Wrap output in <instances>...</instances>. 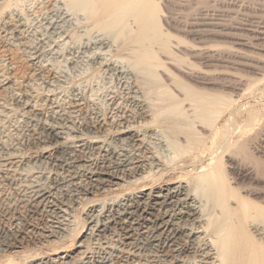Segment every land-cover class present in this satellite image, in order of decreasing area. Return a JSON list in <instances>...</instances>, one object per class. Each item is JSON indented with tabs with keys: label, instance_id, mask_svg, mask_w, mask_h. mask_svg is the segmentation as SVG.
I'll return each mask as SVG.
<instances>
[{
	"label": "rangeland",
	"instance_id": "1",
	"mask_svg": "<svg viewBox=\"0 0 264 264\" xmlns=\"http://www.w3.org/2000/svg\"><path fill=\"white\" fill-rule=\"evenodd\" d=\"M1 1L0 6L4 2ZM149 1L153 3L152 0H143L142 4L147 3L146 5H149ZM154 1L153 4L157 7L158 16L156 15V17L159 18L158 28L165 38L171 40L168 39V46L170 47L167 51L161 45L154 46L155 53L158 51L156 58L164 63V69L159 70L160 72L157 71V80H160V84L162 83L161 85L174 95H178V93L179 95L182 93V96L185 95L176 85L183 82L191 88L204 91L208 97L215 95L216 98L217 96L220 98L218 110L211 113V116L207 118L212 122L206 119V121L195 119L194 132L198 139V149L207 148L208 152L206 157L198 158L200 160L197 165L198 170L187 175V178L192 176L194 178L198 174L201 175V172L204 174L206 171H212L211 168L218 169L220 167L224 169L227 181L218 179L219 183L215 182L214 189L215 187L217 189L222 188L220 186L227 183L230 188L232 186L237 188L234 196L243 195L247 201H251L250 203L264 207V0ZM23 4L21 3V6ZM27 5L25 2V7L22 9L20 7L23 14L20 15L21 20L25 25L19 26L13 18L8 17L2 18L3 22L2 19L0 22L3 25L2 28L0 25V75L16 82L11 90H6L3 84H0V141L2 144H6L7 151L21 157L22 170L30 171L33 173L31 175L47 176V174H53V171L54 173L57 171V166L53 165L51 161V151L49 150V153L45 155V157L49 156L46 159L40 153L42 149L39 147L38 136L33 132V124L30 120L32 117L36 118L22 103L20 104L13 98L14 94H19L23 96L24 100H27L24 91L29 86L38 94L37 102L43 111L42 118L51 120L50 116L54 115L52 112H59L64 107L72 112L75 118L76 131L73 130L74 128L72 131L66 130L65 136L69 137L68 139H73L77 132L85 134L89 138L92 136L99 137L116 148L125 143L134 144L113 140L117 125L112 120L117 113V110H114L117 106L113 101L119 103L123 110L131 111L132 116H136L135 111L137 109L129 103L128 97L131 94V96H135L139 92L136 96L143 99L146 93L143 89L144 80L131 66L133 61L128 57H123L125 62L122 59L123 55L120 56L121 53L118 51L120 46H116V43L106 34L105 36L112 40L109 41L112 45L100 49L97 43L102 38V34H98V31L90 27L87 22L86 24L80 17L71 16L63 3L57 0H31V2L27 1ZM130 19L133 20L134 18ZM80 20L81 23H79ZM135 27L137 28V25L133 26L134 29H132L135 30ZM5 34H9L12 47H7L4 40ZM117 45L119 44L117 43ZM158 47L159 49H157ZM205 48L207 51L209 50V53H201V50ZM100 54L104 55L101 56ZM127 58L130 63L127 62ZM108 63L115 68L107 67L106 64ZM187 68L194 75H183L182 70H187ZM141 87H143V91L140 89ZM226 102L228 106L224 109L223 103ZM146 103H143V112H145V118L148 116L149 121L152 120V114L149 110L151 109L150 103ZM186 109L187 105L185 104L184 110ZM138 120L143 122L141 118H137L135 122H139ZM100 123L103 125L102 130L98 129ZM68 125L74 126L73 124ZM90 128L93 133L89 131ZM147 129L142 131L145 136L150 137L147 138L144 147L141 146L142 143H137L135 147L127 146L125 148L135 154L139 153L140 156H145L144 158H150L152 153L154 155L157 153L156 156L159 155V160L160 157L163 160V163L159 162L162 166L167 167V170L176 169L174 175H162L159 170L163 167L160 166L155 169L156 162L153 165V171L151 166L145 167L151 173H147L151 176L145 180L138 182L130 180L129 183L122 186H106L102 189L93 187L89 189L90 193L80 190V192H74L63 197L62 202L66 205L65 209L67 208L69 219L73 222L70 227L64 228L65 232L58 231L56 237L50 240L53 242L49 244L43 241L39 242L43 231L49 230L50 225H52L45 217L35 216L33 222L35 221L34 225L38 229L33 231V235H23V239L17 237L16 232L20 229L24 230L26 222H21L18 227H15L9 221V217L14 212L24 211L22 208L24 199L22 184H26L24 180L28 179L31 182L32 178L26 179L24 177V180H19V177L16 179L0 174V200L2 199L0 201V264H32L56 257H67L66 262L68 264H80L81 243L84 242L83 245L85 246L92 245L90 239L85 237L90 225L86 222L88 211L93 207L103 211L105 205L110 207L115 202L135 199L142 193H148L151 188L155 191L166 189L173 186L180 175H186L187 171L193 169L190 164L187 165L189 168L180 169V167L184 168L182 166L184 162L189 163L194 154L200 153V150H194L195 153L193 150H191L192 153L187 151L188 146L184 140L186 139L185 131H180L174 135L168 129L164 131L155 128ZM216 132L217 136H215ZM166 135L169 137L166 138ZM171 140L181 144V148L175 151L169 146L172 143ZM221 144H225V147L220 150ZM137 149L142 152L136 151ZM210 163L212 165L208 166ZM259 165L261 167H258ZM247 168L252 170V176L246 175ZM242 169L244 171L243 176L247 177H243V180L239 182L240 186L233 185L229 178L236 177L239 172H242ZM28 171L25 174H30ZM45 185L48 188L53 187L48 182ZM242 186L243 193L242 190L238 189ZM224 191L221 193H224V196L230 194L228 190ZM247 191L253 193V196H247L245 194ZM135 200L137 201V199ZM230 206L232 207V204ZM250 220L256 221L253 218ZM262 226L264 229V225ZM7 230H11L8 235H6ZM16 245L22 246L20 250L14 249Z\"/></svg>",
	"mask_w": 264,
	"mask_h": 264
},
{
	"label": "bare ground",
	"instance_id": "2",
	"mask_svg": "<svg viewBox=\"0 0 264 264\" xmlns=\"http://www.w3.org/2000/svg\"><path fill=\"white\" fill-rule=\"evenodd\" d=\"M2 1L4 2L0 6V22L2 18L8 17L13 18L19 26H22L24 23L20 16L23 15L21 9L25 7V2L27 5V1L31 2V0ZM57 1L66 6L65 8L71 13V16L80 17L81 20H84L90 27L98 31V34H102V38L98 37L101 38L100 40L98 39L99 42L97 43L98 40L96 41L100 49L101 47L104 48L112 45L109 42L111 39L116 43V46H120L118 48L119 50L117 47L116 49L120 51V56L123 55L122 59L123 57H128L133 61V65L131 66L134 67L135 72L137 70L138 75L144 80L142 82L145 86L140 89L143 88L146 93L144 94L142 92L144 94L143 99L136 96L139 92H136V95L134 93L135 96L127 93L130 96L128 97L129 103L137 109L135 111L136 116H132L130 114L132 113L131 111L123 110L119 103L113 101L117 106L114 108V110H117L116 116L112 119L117 125V131L113 140L120 143L124 141L134 143L129 145L126 143L121 144L119 148L107 144L106 141L99 137L92 136L89 138L85 134L77 132V135L72 136L73 139H68L69 137L65 136V131H72V128L76 131L74 124L75 118L72 112L67 107H64L59 112H52L54 115L50 116L51 120L42 118L43 111L37 102L38 94L30 86L27 89L25 88L26 90L24 91L27 100H24L23 96L19 94L13 95L14 100L20 104L22 103L36 118L34 119L32 117L30 120L33 124V132L38 136L37 141L40 144L39 147L42 149L40 152L42 157L44 159L49 158V156L45 157V155L50 150V157L52 156L51 161L53 165L57 166V171L55 169V173L53 171V174H47V176L31 175L33 173L28 170L30 174H25L27 171L22 170V158L16 154L9 153L6 149V144H2L0 141V174L8 175V177L11 176L16 179L19 177V180H24V177L26 179L32 178L31 182L28 179L26 181L24 180L26 184H22L24 198L22 208H24V211L14 212L9 217L11 225L15 227H18L21 222H26L24 230L17 229L18 231H15L16 236L23 239V235H33V231L38 229L34 225L35 221L33 222V218L41 215L52 225H50L51 230L43 231V234L40 235L39 242L43 241L49 244L53 242L50 240L56 237V234L59 233L58 231L65 232L64 228L70 227L73 222L69 219L67 208L65 209L66 205L62 202L63 197H67L74 192H80V190L89 192V189L93 187L102 189L106 186H122L129 183L130 180L138 182L149 178L151 175L147 173H151L146 170L147 166H151L153 171V165L157 162L154 166L155 169H158L157 167L162 166L160 163H163L161 157L160 161L158 158L159 155L156 156L157 153H155L156 155L152 153V157L144 158L145 156H140L139 153L135 154L125 147H135L137 143H142L141 146L144 147L147 138L150 137L143 134V129L155 128L158 130L163 129V131L168 129L174 135H177L180 131H185L186 139L184 140L188 146L187 151L189 150L192 153L191 150H193L195 153L194 150H200V153L194 154L193 156L190 153L192 157L191 159L189 158V163L184 162L182 164L184 168L180 167L183 170L189 168L187 165L190 164V167H193V169L191 171L186 170V175H180L173 186L160 191H155L151 188L148 193H142L135 198L137 201L134 198L125 199L123 202L113 203L110 207L103 206V211H99L95 207L88 211L86 214V222L90 225L88 226L85 237L86 239H90L92 245L85 246L83 245L84 242L81 243L80 264H264V229L262 226L264 225V207L256 203H250L251 201H247L243 195L234 196L235 189L237 188L235 186L233 188L232 185L231 188L228 186L226 183V173L220 167L218 169L211 168L212 171H206L204 174L201 172V175H196L195 173L197 177L193 178L192 176L191 178H187V175H191L192 172L194 173V171L198 170L197 165L200 162L198 158L206 157V153L208 152L207 148L201 149L199 147L200 149H198V139L194 132L195 119H206L210 121L207 118L211 116V113L218 110L217 107L220 98L218 96L216 98L215 95L208 97L204 91L201 92L198 89L196 90L185 85L183 82H179L176 85L185 93L184 96L181 95L182 93L180 95L178 93L179 96H182L181 99L178 95L171 94V91H168L161 85L162 83L160 84L161 81L157 80V71L164 69V63H161L159 58H156L158 51H156V54L154 46L161 45L165 51L170 46H168L169 38H165L158 28L159 18L157 19L156 17L157 7L153 4L155 1L152 0L153 3L149 1V5H146L148 1L143 5V0ZM21 3H24L23 6H21ZM65 8L64 10H66ZM130 18L134 19L132 20ZM81 20L79 23H81ZM134 24L137 25L135 30H133ZM105 34L111 37V39L106 37ZM4 38L7 47H12V40L9 34H5ZM201 53H209V50L207 51L206 48L202 49ZM127 62L130 63L129 60ZM106 66L109 68L112 67V69L115 68L109 63ZM189 70L188 68L187 70H182L183 75H194ZM162 72L164 73L165 71ZM0 84H3L6 90H11L16 85V82L0 75ZM146 102L150 103L149 106L151 109L149 110H151L152 114V120L149 121L147 119L148 116L145 118V112H143V103L145 104ZM185 104L187 105L186 110H184ZM220 104L222 105V103ZM223 106H225L224 109L227 108L228 103H223ZM119 114L120 116H118ZM216 117L218 118V116ZM135 118H141L143 122L140 120H138L139 122H135ZM68 124H73L74 126L71 125L73 127H70ZM102 127L103 125L101 123L98 124V129L102 130ZM89 131H91V128ZM166 136V138L169 137L168 135ZM170 136L172 138V135ZM215 136H217V132ZM171 142H169V146L174 148L175 151L182 146L181 144H177L176 141L173 142L171 140ZM224 145H220V150L224 149ZM139 149L136 151H140ZM144 152L147 153L145 150ZM148 159L150 160L148 161ZM211 165L212 163L208 166ZM162 167V169L159 168V172H162V175H174L173 173L176 171V169L167 170V167ZM258 167L261 166L259 165ZM248 169L246 175L249 174L252 176V170L250 171ZM243 172L242 169V172H239L236 177L234 176L233 179L229 178L231 179L230 182L233 185L240 186L239 182L243 180V177H247L243 176ZM218 179L226 180L225 183L227 185L224 184L219 189L215 187V190L214 185L215 182L219 183ZM46 182L51 183L53 187L50 185L49 188L46 187ZM238 189L242 190L243 193V186ZM224 190H228L230 194L227 196H224V193L221 194ZM245 194L249 197L253 196V193H248V191ZM254 194L256 193L254 192ZM230 204H232V207ZM251 218L256 221H251ZM10 231L7 230L6 235ZM62 235L64 236L65 234ZM109 237L110 239H108ZM19 245L13 246L14 249L20 250L22 246L20 247ZM66 260L67 257H56L50 258L48 261L41 260L40 262L32 264H68Z\"/></svg>",
	"mask_w": 264,
	"mask_h": 264
}]
</instances>
